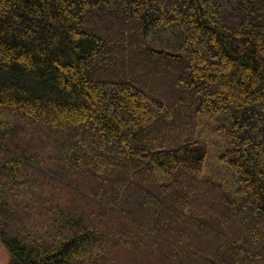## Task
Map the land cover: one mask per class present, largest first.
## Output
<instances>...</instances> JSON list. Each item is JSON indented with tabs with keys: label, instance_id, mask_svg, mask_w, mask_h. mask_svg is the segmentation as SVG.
<instances>
[{
	"label": "trees",
	"instance_id": "trees-1",
	"mask_svg": "<svg viewBox=\"0 0 264 264\" xmlns=\"http://www.w3.org/2000/svg\"><path fill=\"white\" fill-rule=\"evenodd\" d=\"M211 120L237 199L205 174ZM0 242L264 264V0H0Z\"/></svg>",
	"mask_w": 264,
	"mask_h": 264
},
{
	"label": "rangeland",
	"instance_id": "rangeland-1",
	"mask_svg": "<svg viewBox=\"0 0 264 264\" xmlns=\"http://www.w3.org/2000/svg\"><path fill=\"white\" fill-rule=\"evenodd\" d=\"M171 38L172 36L170 34L166 32H162L160 34V37L158 38V42H160V45L162 47L169 49L172 48L173 46L170 44ZM216 124L217 122L211 120L209 121L207 127L205 128L206 139L215 138V141H217V143L215 144L210 143L207 149L208 152L206 158L205 174L207 177H211L214 180H220L226 191L231 193V196L233 198L237 199L239 198V194L237 193V189H236L238 185L235 181L234 176L224 166L220 165L217 160L218 153L221 150V146L223 145L224 140L214 130ZM11 263H12V256L5 249L3 244L0 242V264H11Z\"/></svg>",
	"mask_w": 264,
	"mask_h": 264
}]
</instances>
